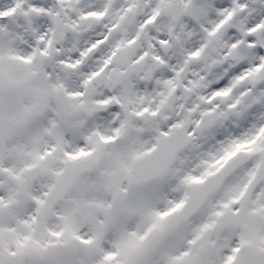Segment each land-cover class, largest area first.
<instances>
[{
	"label": "snow or ice",
	"instance_id": "obj_1",
	"mask_svg": "<svg viewBox=\"0 0 264 264\" xmlns=\"http://www.w3.org/2000/svg\"><path fill=\"white\" fill-rule=\"evenodd\" d=\"M24 121L0 264H264V0H0V150Z\"/></svg>",
	"mask_w": 264,
	"mask_h": 264
},
{
	"label": "rangeland",
	"instance_id": "obj_2",
	"mask_svg": "<svg viewBox=\"0 0 264 264\" xmlns=\"http://www.w3.org/2000/svg\"><path fill=\"white\" fill-rule=\"evenodd\" d=\"M11 71L15 72L16 68L15 66H12ZM17 97H14L13 95L10 96L9 98V103H13L16 100ZM17 129V128H15ZM8 157V156H7ZM9 159V158H8ZM1 174V173H0ZM0 187H1V194L5 196V198H8L11 200V205H6V207H0V222L4 223L7 222L8 220V215H7V210H12L13 213L17 211L23 210L24 207L28 206L27 203H25V199L30 196L31 194L28 193L27 195H21V196H15L13 194V185L11 183L7 182H0ZM6 219V220H5ZM13 223H15V216L13 215L12 217ZM18 230H23L24 232H29L30 229L28 226L24 225H17ZM9 232L4 233V236L6 238V243H11L13 246L18 247V244L16 241L14 242L15 239V233H11L10 235L8 234Z\"/></svg>",
	"mask_w": 264,
	"mask_h": 264
}]
</instances>
